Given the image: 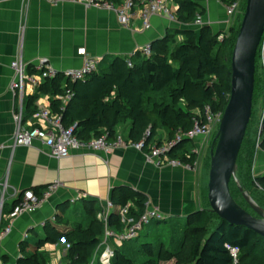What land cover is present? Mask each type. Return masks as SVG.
<instances>
[{
  "label": "trees",
  "instance_id": "1",
  "mask_svg": "<svg viewBox=\"0 0 264 264\" xmlns=\"http://www.w3.org/2000/svg\"><path fill=\"white\" fill-rule=\"evenodd\" d=\"M109 1L120 4L123 0ZM176 1L175 16L179 25L167 28L164 36L151 42L149 56L140 51L130 57L116 56L100 71L83 79L71 80L62 75L48 79L39 86L37 94L28 98L31 114L38 109L35 101L39 95L47 93L51 96L52 111L60 114L65 125H76L75 135L80 140L88 141L104 134L114 139L120 134L118 126L129 120L128 133L123 136L131 142L143 141V150L149 152L153 146L164 142L157 138L160 130L167 139H172L178 131H189L197 119L205 122L206 106L214 112H223L231 93L232 51L247 0H219L225 6L240 3L238 21L227 32H215L210 25L192 26L197 17L206 15L205 0ZM259 60L258 52L252 114L237 159V177L264 208V173L254 170L257 153L264 150V107L256 138L250 135L258 96ZM67 89L73 95L62 110L58 95L65 94ZM262 99L264 102V91ZM189 142L193 140L184 138L178 142L168 152L169 156L194 163L198 154L191 151ZM210 159L211 155L206 160L208 172ZM42 189L33 187L31 190L40 195ZM230 189L236 201L256 215L234 179L230 181ZM238 196L241 201L237 200ZM204 197L206 207L188 213L184 219L174 217L176 227L166 230L164 235L149 237L147 232L148 238L142 243H114L112 264H159L173 259L174 264H235L225 243L239 247L236 264H264V237L219 217L209 204L208 181ZM111 202L114 209L108 226L122 232L125 224L121 220V209L128 207L127 217L139 218L148 206L149 196L129 185H119L113 188ZM16 203L17 200L14 205ZM70 207V202L60 204L56 219L47 220L42 233L32 228L33 235L20 243L16 264H47L51 258L45 248L59 243L67 246L64 259L71 264L93 261L105 233V221L100 216L103 206L98 198L86 196L72 209Z\"/></svg>",
  "mask_w": 264,
  "mask_h": 264
},
{
  "label": "crops",
  "instance_id": "2",
  "mask_svg": "<svg viewBox=\"0 0 264 264\" xmlns=\"http://www.w3.org/2000/svg\"><path fill=\"white\" fill-rule=\"evenodd\" d=\"M206 15L202 25H210L215 32H227L238 21V12L228 15L219 0H205ZM173 11L175 7L171 5ZM164 14L151 18V26L143 28L136 14L128 26L120 23L113 10L85 6L81 3L47 0H0V204L4 201L2 224L25 190L60 181L61 185L39 208L24 213L13 221L11 233L0 241V264H16L24 233L33 235L32 228L42 233L47 220H55L60 204H76L83 197L94 196L103 206L102 213H111L112 191L115 186L129 185L149 196V207L158 209L164 218L184 217L206 207L204 189L209 178L206 161L193 169L181 166H157L148 161L145 152L134 147H119L110 151H91L85 147L71 149L67 157L57 158L40 141L32 146L15 145L14 114L22 108L25 125L33 121L27 103L39 87L29 86L21 99L14 95L11 83L15 77L11 62L22 56L34 65L42 57L58 69L79 68L85 49L91 56L102 57L100 71L116 56L130 57L145 44L165 35L167 28L178 26ZM51 99L41 93L35 103L44 106ZM130 121L121 123L118 132L128 133ZM157 138L167 140V135ZM214 138V137H213ZM208 135L193 140L200 150ZM213 139L209 151L212 146ZM256 173H264V150L257 153ZM29 237V238H30ZM28 238V239H29ZM107 239L114 246V241ZM47 245L51 260L62 255L60 247ZM102 245V244H101ZM98 254V252H97Z\"/></svg>",
  "mask_w": 264,
  "mask_h": 264
},
{
  "label": "built area",
  "instance_id": "3",
  "mask_svg": "<svg viewBox=\"0 0 264 264\" xmlns=\"http://www.w3.org/2000/svg\"><path fill=\"white\" fill-rule=\"evenodd\" d=\"M51 3L61 1H71L84 4L85 6H93L113 10L117 13L120 23L128 26L132 18L138 14L143 23V28L147 29L151 26V18L156 14H164L170 20H176V10L178 3L176 0H123L120 4H115L109 0H47ZM175 7V11L171 8ZM240 3L235 2L230 6H226L227 14L233 15L239 11ZM194 27H201V17H197L192 23ZM142 54L149 56L152 53L151 42L145 44L139 50ZM258 52L264 69V37L259 45ZM84 58L83 65L79 68H69L60 70L56 68L47 58L42 57L34 65L26 62L22 56L11 62V67L14 70L15 77L11 83V90L14 95H18L21 99L26 94V89L29 86L39 87L48 79L55 78L59 75L67 79L77 80L86 78L88 75L98 71L102 57L91 56L85 49L79 51ZM129 64L132 62L129 60ZM71 90L67 89L65 94L58 95L62 101L61 109L65 108L66 103L72 98ZM223 112H214L210 106L205 107V122L197 119L194 126L186 132L178 131L172 139H167L159 145H155L149 152L143 150L144 142L128 141L123 135L117 134L114 139H109L108 134L100 137L92 138L88 141L80 140L75 135L76 125H65L59 113H55L51 109L50 100L44 106H38V109L33 113V121L29 126L25 125L23 110L14 114L16 123V131L14 135L15 145L32 146L35 141L42 142L47 146L52 155L57 158L67 157L71 153V149L85 147L91 151H110L119 147H134L145 152L148 161L155 163L161 167L164 165L181 166L187 169H193L198 164V159L194 163H188L178 158H172L168 152L178 142L184 138L195 140L202 135H209L214 128L219 125ZM149 134L147 131L146 135ZM193 153L199 154V149L193 147ZM61 185L60 181L49 183L40 195L34 193L33 190H26L23 195H18L17 203L13 206L8 214V223L2 224L4 201L0 204V241L8 236L13 229V221L16 217L33 212L39 208L52 193ZM110 206H113L110 203ZM128 207L121 209V220L125 224L122 232H116L108 226L109 213H101L100 216L105 221V237L113 239L115 244L122 245L126 241L137 238L140 232L143 231L146 225H149L153 220L163 219V214L156 208L147 206L145 212L139 218L127 217ZM30 234L24 233L23 239H28ZM105 242H102L104 246ZM105 247L101 253L96 254L90 264H112L114 256V246L105 243ZM225 247L233 257L236 264L239 259L240 249L237 246L225 243ZM47 264H71L61 255L57 259L50 260Z\"/></svg>",
  "mask_w": 264,
  "mask_h": 264
},
{
  "label": "water",
  "instance_id": "4",
  "mask_svg": "<svg viewBox=\"0 0 264 264\" xmlns=\"http://www.w3.org/2000/svg\"><path fill=\"white\" fill-rule=\"evenodd\" d=\"M264 37V0H247L232 51L231 93L210 149L208 200L211 209L230 224L245 226L264 237V208L237 177V159L252 114L256 56ZM234 179L249 212L233 197Z\"/></svg>",
  "mask_w": 264,
  "mask_h": 264
},
{
  "label": "rangeland",
  "instance_id": "5",
  "mask_svg": "<svg viewBox=\"0 0 264 264\" xmlns=\"http://www.w3.org/2000/svg\"><path fill=\"white\" fill-rule=\"evenodd\" d=\"M226 12H227V10H226ZM198 28H200V27H198ZM257 76H258V82H257V85H258V94L257 95L258 96H257L256 102L254 105L255 113H254V117H253L252 125H251V130H250V135L253 138L254 137L256 138V130H258L259 120H260V117L263 113V107H264V102L262 99V94L264 91V69H263V64H262L261 60H259V63H258ZM218 127H219V125H217L214 128L213 132L208 135V141L205 143L206 145L204 147L200 148V150L198 152L199 153L198 154V162H205L207 159L210 158L209 147L211 144V139H213L214 135L217 133ZM162 134L163 133L160 130L158 135L162 136ZM199 137H201V136H199ZM199 137H197L196 139H198ZM189 146H192V148H193L194 144L192 142H189ZM255 168H256V166L254 163V170L256 171ZM237 200L241 201V197L238 196ZM74 205H75L74 203H70V206H71L70 208L72 209L74 207ZM182 218L184 219L185 216ZM164 219H167V221L156 222L155 220H153L149 225H146L144 227V230L142 232H140V235L138 236L137 239H135L133 241H126L124 243L131 244L135 241L142 243L143 241H145L148 238L145 235L147 232H149V237L150 236L152 237L154 234L164 235L166 230H169V229L171 230L172 228L176 227L177 219H175L174 217L173 218H171V217L170 218H164ZM182 221H184V220H182ZM105 241H107L106 243L109 244L108 243L109 241L107 239H105ZM105 246H106L105 243H104V246L101 245L97 252L101 253ZM120 248L124 249L123 247H120ZM59 250H60V253H62V256L64 257L66 250H67V246L64 243H62ZM48 253H50V252H48ZM50 258H51V256H50ZM174 262H175V260L173 259L170 261H162L159 264H174Z\"/></svg>",
  "mask_w": 264,
  "mask_h": 264
}]
</instances>
